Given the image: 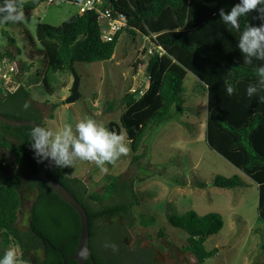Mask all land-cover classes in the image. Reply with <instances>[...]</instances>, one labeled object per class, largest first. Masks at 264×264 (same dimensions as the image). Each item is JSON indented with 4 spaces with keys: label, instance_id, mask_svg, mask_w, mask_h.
Instances as JSON below:
<instances>
[{
    "label": "trees",
    "instance_id": "trees-1",
    "mask_svg": "<svg viewBox=\"0 0 264 264\" xmlns=\"http://www.w3.org/2000/svg\"><path fill=\"white\" fill-rule=\"evenodd\" d=\"M49 0H16L23 12L32 11ZM57 5L85 0H55ZM103 9L114 17L122 14L126 20L113 41L102 39V28L96 11L77 13L60 26L40 23L37 39L42 47L38 56L45 72L42 84L48 94H54L51 76L72 73L76 62L98 63L112 60L123 33H141L165 54L150 56L146 72L150 78L147 89L127 93L123 98L125 111L121 126L132 151V163L141 159L142 144L161 124L174 122L185 114L184 81L189 73L205 86L208 100L207 142L218 154L250 177L259 189V217L264 221V87L249 97V84H258L256 68L264 61L245 63L237 43L240 33L223 24L219 10H230L239 0H102ZM259 13L248 14L249 24ZM5 23V22H0ZM7 23V22H6ZM245 21H241V27ZM13 43L6 52L0 51V61L14 60ZM17 62V61H15ZM143 62L137 61L135 71ZM20 69V87L13 93L0 89V113L14 120H33L44 125V116L35 106L31 90ZM75 69V68H74ZM232 84V95L226 85ZM58 105H52L56 110ZM54 115L50 118L53 119ZM46 128V127H45ZM32 126L12 127L0 121V256L18 246L25 264H79L75 255L82 231L78 212L64 201L41 176L37 158L30 145ZM116 134V132H114ZM47 173L63 184L84 206L90 221V248L95 264H159L156 251L131 245L130 229L134 224V209L140 204L135 180L123 181V176L105 177L102 192L90 190L78 176H69L67 168H58L45 160ZM143 181V180H142ZM178 184L179 181L175 180ZM199 187L207 184L196 182ZM214 185L225 189L242 187L238 176H216ZM30 202L28 226H19L20 215ZM143 226H154V217L140 216ZM170 224L184 231L189 251L204 264L219 253L208 250L206 241L224 228L219 213L199 215L190 210L174 215ZM166 238V228L159 230ZM87 264H92L88 258Z\"/></svg>",
    "mask_w": 264,
    "mask_h": 264
},
{
    "label": "rangeland",
    "instance_id": "rangeland-1",
    "mask_svg": "<svg viewBox=\"0 0 264 264\" xmlns=\"http://www.w3.org/2000/svg\"><path fill=\"white\" fill-rule=\"evenodd\" d=\"M79 9L74 3L56 5L48 1L35 10L24 12L20 22L0 23V51L6 52L13 43L11 49L19 69L23 64L31 65L24 71L23 79L31 90L35 106L43 113L46 128L56 131L70 124L75 130L81 120L92 119L113 133L118 125L120 134L125 137L129 151L114 163L106 162V171L95 162L77 159L67 168V174L81 177L89 189L96 192L103 191L104 179L108 176L121 174L123 181L135 180L140 204L133 213L131 245L140 243L142 247L155 249L159 264H199L184 250L187 234L169 222L172 216L190 210L199 215L219 213L224 218L222 231L206 241L208 250L219 248V253L204 264H264V221L259 217L258 185L209 146L207 94L204 84L195 75L189 73L184 81L185 114L174 122L161 124L151 133L139 150L141 159L132 163L130 141L121 126V115L126 109L123 98L133 90L147 89L150 85L146 72L150 58L147 37L125 31L112 60L76 62L74 68L80 77L81 95L75 103H66L74 83L72 73L52 74L55 92L51 95L45 92L44 75H37L39 71L45 72L38 56L42 47L37 39V27L40 23L60 26ZM137 61L143 63L135 71ZM52 105H58L56 110ZM216 176H238L244 185L235 189L220 188L214 185ZM196 182L207 186L201 188ZM29 209L27 201L19 219L22 229L28 226ZM142 215L154 217L155 225L143 226ZM161 228H166L167 239L159 237ZM13 248L20 260L19 247Z\"/></svg>",
    "mask_w": 264,
    "mask_h": 264
},
{
    "label": "clouds",
    "instance_id": "clouds-1",
    "mask_svg": "<svg viewBox=\"0 0 264 264\" xmlns=\"http://www.w3.org/2000/svg\"><path fill=\"white\" fill-rule=\"evenodd\" d=\"M253 11L259 13L253 19H259V25L249 24L247 17ZM220 20L240 33L237 47L245 63L253 60L264 61V0H239L230 10H219ZM24 19L22 6L16 0H0V22H20ZM245 26L241 27V21ZM258 84H249L246 93L249 97L264 87V63L256 68ZM226 92L232 95L235 88L227 84ZM148 88V87H147ZM29 141L38 162L51 161L58 168L72 167L78 159L95 162L102 171L105 163H114L122 154L129 151L123 134H115L92 119L81 120L75 125L65 124L60 130H52L34 125L29 133ZM0 264H22L16 250L9 248L0 256Z\"/></svg>",
    "mask_w": 264,
    "mask_h": 264
},
{
    "label": "water",
    "instance_id": "water-1",
    "mask_svg": "<svg viewBox=\"0 0 264 264\" xmlns=\"http://www.w3.org/2000/svg\"><path fill=\"white\" fill-rule=\"evenodd\" d=\"M72 74L74 76V83L71 89V95L67 98V104H73L80 98V77L76 73L75 69L71 67ZM0 121L6 125L12 127H25V126H34L40 125L38 122L33 120H14L4 114L0 113ZM117 126L116 134H120L119 126ZM38 169L46 181V183L68 204H70L80 215L81 217V226L82 231L80 235V241L75 255L71 256V259L76 260L79 264H87V259L89 258L92 261V264H95L91 248H90V221L89 215L84 208V206L77 200V198L59 181L51 177L46 170L45 161L38 162ZM65 264H67V259H65Z\"/></svg>",
    "mask_w": 264,
    "mask_h": 264
},
{
    "label": "built area",
    "instance_id": "built-area-1",
    "mask_svg": "<svg viewBox=\"0 0 264 264\" xmlns=\"http://www.w3.org/2000/svg\"><path fill=\"white\" fill-rule=\"evenodd\" d=\"M49 2L56 5L58 4L55 0H49ZM102 6V0H85L79 4V13L84 14L88 11H96L102 28V39L105 42H110L113 41L115 35L126 26V20L122 14L114 17L110 9H103ZM147 39L150 41V46L147 47V54L149 57L156 54L160 56L165 54V50L162 46L156 45L150 38ZM19 71L20 69L17 62L8 58L0 61V89L6 93L17 91L20 87V83L17 79ZM133 91L136 92L137 90Z\"/></svg>",
    "mask_w": 264,
    "mask_h": 264
}]
</instances>
